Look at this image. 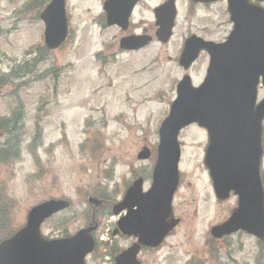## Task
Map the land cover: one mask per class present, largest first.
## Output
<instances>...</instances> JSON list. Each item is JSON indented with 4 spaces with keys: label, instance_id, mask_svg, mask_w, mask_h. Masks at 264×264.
<instances>
[{
    "label": "rangeland",
    "instance_id": "1",
    "mask_svg": "<svg viewBox=\"0 0 264 264\" xmlns=\"http://www.w3.org/2000/svg\"><path fill=\"white\" fill-rule=\"evenodd\" d=\"M48 1L0 0V123L13 113L21 119L14 135H3L5 122L0 126V150L9 151V145H14L10 155L17 156L4 163L0 157V196L9 210L0 240L25 227L32 208L53 199H68L72 207L48 221L43 234L50 239L65 233L73 236L87 229L98 207L88 202L92 195L104 202L97 211L102 213L97 218L103 224L98 234L101 242L108 235V201L123 194L125 184L132 181L131 168L142 166L145 177L150 176L153 161H139L137 156L144 155V151L139 154L144 146L155 148L159 143V128L186 74L177 63L183 40L196 33L220 41L232 25L226 2L198 10L192 24H187L186 8H182L171 44L120 53L108 65L106 55L118 53L119 46L109 44L116 31L95 25L104 13L105 0H67L68 43L28 70L26 64L36 56L27 53L44 44L40 15ZM157 3L147 4L153 8ZM141 19L152 20L149 12ZM99 54L106 58L105 64ZM207 65L208 57L203 56L189 72L194 84L202 82ZM179 139L181 187L173 210L180 223L156 256V264H185L188 252L213 243L210 228L225 221L237 204L234 197L224 204L215 198L204 164V129L189 126ZM144 186L149 188L150 183ZM215 244L221 250L224 244L236 260L224 258L223 264H264V244L246 233ZM210 264L218 261L211 259Z\"/></svg>",
    "mask_w": 264,
    "mask_h": 264
},
{
    "label": "water",
    "instance_id": "2",
    "mask_svg": "<svg viewBox=\"0 0 264 264\" xmlns=\"http://www.w3.org/2000/svg\"><path fill=\"white\" fill-rule=\"evenodd\" d=\"M138 0H109L105 3L108 25L127 27V20ZM216 2L218 0H193ZM264 1V0H258ZM229 13L235 29L224 44L191 38L181 64L188 69L202 50L211 56V65L204 84L194 88L190 77L178 86V98L160 130L158 161L153 184L143 193V181H138L124 202L117 206L118 215L128 208L127 218L120 222L123 233L139 237L134 246L117 259V264H138L140 245L160 246L178 224L168 221L173 196L179 185L181 146L180 132L198 124L207 128L211 145L206 165L213 180L217 199L227 200L233 192L239 207L229 221L215 227L212 234L222 238L245 231L264 241V189L260 176L264 99L257 105L258 85H264V9L249 0H229ZM174 13L170 22H161L159 38L171 37ZM46 26V45L58 49L66 40L68 25L66 0H52L41 15ZM123 42L122 48L133 50L145 46ZM1 95V93H0ZM148 154L141 156L146 159ZM90 203L99 204L94 198ZM137 208L136 210L134 208ZM69 208L66 201H49L33 208L27 226L0 245V264H84L94 250L90 236L96 228L84 230L67 240L44 241L41 226L55 214Z\"/></svg>",
    "mask_w": 264,
    "mask_h": 264
},
{
    "label": "flooded vegetation",
    "instance_id": "3",
    "mask_svg": "<svg viewBox=\"0 0 264 264\" xmlns=\"http://www.w3.org/2000/svg\"><path fill=\"white\" fill-rule=\"evenodd\" d=\"M107 1H109V0L104 1L103 9H104V5ZM148 1H152V0H139L138 1L137 6L133 10V12L130 15V18L127 21V28L124 30L121 29V27H119V26H114V27H110V28L107 27L105 25L106 15L104 13L101 16V18L96 22L95 25L101 26L102 29H104V30L106 29L107 30L106 32L116 31V33H117V34L113 35V38L109 41V44L111 46H113V45L118 43L119 52L113 53L112 51H110L111 55H106V57L109 61H111L112 58H116L118 55H120V53H127V52H122V50L120 49L121 41L125 38H129V37H132L135 35L144 37L150 41V44L147 47L143 48L141 51H144V50H146V49H148L154 45H161V46L167 47L169 44H171V42L175 38V34H176V30L179 26V22L182 20V15H181V9L182 8H186L185 10H186V15H187V17H186L187 18V24H189V21L191 22L192 18L196 16V13L198 10L207 11L208 8H210L211 6H214L217 3L222 2V1L227 3V12H228V0H220V1L214 2V3H195V2H193V0H158V3L153 8L151 6H148V4H147ZM153 1H156V0H153ZM250 2L252 4H255V5L260 4V5L264 6V3H258L257 0H250ZM49 3H50V1H48V3L44 6V8H46V6ZM145 7H147V10H145ZM171 9H173V11L175 12V15H176L175 19L173 20V25H174L173 36L170 39V42L163 44V43H161V40L158 37V30L160 29V23L163 20L170 21ZM145 12L150 13V16L152 19L151 22H147L145 19L139 20V18H141V16ZM67 14H68V12H67ZM68 17H69V14H68ZM201 20H203V19H201ZM191 24H192V22H191ZM230 24L232 25V30H233L234 25L231 22V20H230ZM232 30L230 31V33L232 32ZM69 31L71 32L70 25H69ZM230 33H229V35H230ZM229 35L220 41H215V40L208 39V38H206L202 35L196 34V33L190 34L182 42L181 51H180L179 56L177 58V63L181 67L180 59H181V56L183 54L185 44H186L187 40H189L190 38L196 37V38L202 39L204 41L213 42L216 44H222V43H225L227 41ZM110 49H113V48L108 47V50H110ZM141 51H138V52H141ZM203 56L208 57V65H207V68L205 70V76H204L202 82L199 84H195L196 86L201 85L203 83V81L205 80V78L207 77V74H208V71H209V68L211 65V57H210L209 53L207 51H202L199 54L196 62L191 66V68H189L188 70L183 69L187 75H190L189 72L194 69L196 64L200 61V59ZM170 60H172V59H170ZM263 93H264L263 85H262V82L260 79L259 85H258L259 101L263 98ZM204 131L206 133V144L204 146V161H205V158L207 156V152H208L209 147H210V134H209L208 129L204 128ZM263 146H264V122H263ZM145 147H149V146H144L143 149ZM149 148L151 150V156H150L149 160H152L154 163L156 158H157V149H155L153 147H149ZM137 158H138V156H137ZM139 161H141V160L139 159ZM263 164H264V160H263ZM131 169L134 170V174L131 175L132 181L127 182V184H125L123 194L120 196V198L113 199L114 201H111V200L108 201V203L110 205L108 210H106L107 211L106 216L109 218V221L107 222V225H106L108 235H107V239H103V237H101V242H100V235H98V234L101 233V231H102L101 225H103V224L100 223L97 220V218L100 217L102 215V213L97 214V211H98L99 207H103L104 202H103V200H100L99 204H95L98 207L94 210L93 214L90 216L91 222L89 223L87 228H93L96 226V231L93 234V237H94L95 242H96V248L93 251V253L87 257V261L85 264H117V259L120 256H122L124 253L130 251L134 246L139 244V239L136 236L129 235L126 233L123 234L121 229H120V225H119L120 221L121 220L124 221L127 218L128 209L123 210L122 212L119 213V215H115L116 214L115 211L117 209V206L120 203H122L123 200H125L130 188L134 185L135 182H137L139 180H143L144 184L150 183V185H151L152 175H150L149 177H147V176L145 177L144 171H142V170H145L144 167L138 165L135 167V169H133V168H131ZM207 171H208V169H207ZM263 172H264V168H263ZM263 175H264V173H263ZM179 187H181V180H180V186ZM144 188H145V186H144ZM148 189L149 188H145L144 191L147 192ZM119 194H120V192L117 193V197ZM231 197L235 198V196L233 194H231ZM217 202L219 204H224L226 201H222V202L217 201ZM236 206H237V204H236ZM236 208L237 207H235L232 210L231 214H233V212L235 211ZM173 218H177L174 216V210H173V214L169 220H171ZM225 221H223V222H225ZM176 229L177 228H175L170 233L169 237L173 236L176 233ZM78 232H76V234ZM70 236H72V235L69 233H65L59 239H66ZM225 238H223L222 240H215L212 238V240L210 239V241H213V243L203 244L200 248H196V249H193L192 251L188 252L187 260H186L185 264H210L211 259H213V261H218V264H223L224 258H228V259L231 258V259H233L234 262H236L233 254L229 248L226 250L225 249L226 246L223 244V245H221V248H222V250H221L218 247V244H215V243H217V241H219V242L223 241L224 242L226 240ZM260 245L262 246V244H260ZM164 247H166V242L162 246L156 247V248L141 245V247L139 248L138 255H137V259H138L139 263L140 264H156V256H158V253H160ZM173 258H174V255L171 254L170 260H172ZM159 263H160V261L157 264H159Z\"/></svg>",
    "mask_w": 264,
    "mask_h": 264
},
{
    "label": "trees",
    "instance_id": "4",
    "mask_svg": "<svg viewBox=\"0 0 264 264\" xmlns=\"http://www.w3.org/2000/svg\"><path fill=\"white\" fill-rule=\"evenodd\" d=\"M39 54H40L41 57L38 58L34 62V65H32L30 67H34V69H36V67H37L36 64L40 63L43 60V55L45 54V51L43 49L39 48ZM30 67H27L26 69L29 70ZM18 116H19V114L14 115V117L11 118V119H8V120H5V121H1L0 126L2 125L3 122H5L3 124H5V127H7V128H4V125L2 126L1 130H3L2 131L3 135H5V134L14 135V134H16L18 132L19 123L21 121V119ZM13 148H14V145H9V151L8 150H3V149L0 150V157L2 159L1 160L2 163L8 161L6 159L7 158L9 159L10 156H12L13 159H16V157H17L16 155H12V154L10 155V152L13 150ZM2 197L3 196H0V232H2L6 228V226H7V218H9V213H8L9 210L7 209L8 203ZM9 236L3 237V238H1V240L5 239V238H8Z\"/></svg>",
    "mask_w": 264,
    "mask_h": 264
}]
</instances>
